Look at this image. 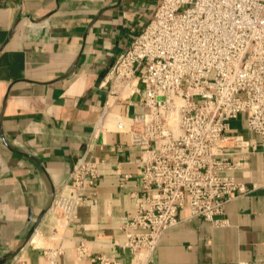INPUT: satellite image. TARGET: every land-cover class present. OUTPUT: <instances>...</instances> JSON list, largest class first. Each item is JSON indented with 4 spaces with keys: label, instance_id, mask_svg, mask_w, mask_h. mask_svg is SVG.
<instances>
[{
    "label": "crops",
    "instance_id": "obj_1",
    "mask_svg": "<svg viewBox=\"0 0 264 264\" xmlns=\"http://www.w3.org/2000/svg\"><path fill=\"white\" fill-rule=\"evenodd\" d=\"M159 1L0 0V264L15 257L45 264L44 250L56 247L62 248L59 264H95L101 256L116 264L137 261L124 247L123 225L142 194L141 150L127 134L100 135L95 154L108 165L96 198L78 208L72 224L59 227L49 208L91 144L112 67ZM132 100L136 105L112 101V112L141 111L140 97ZM245 120H234L229 133L256 137ZM222 175L248 189L226 205L228 226L182 221L142 264H264V153ZM35 228L39 236L29 245ZM81 243L90 257L79 260Z\"/></svg>",
    "mask_w": 264,
    "mask_h": 264
},
{
    "label": "built area",
    "instance_id": "obj_2",
    "mask_svg": "<svg viewBox=\"0 0 264 264\" xmlns=\"http://www.w3.org/2000/svg\"><path fill=\"white\" fill-rule=\"evenodd\" d=\"M136 95L141 111L112 112V101L134 106ZM241 115L256 137L229 133ZM104 131L127 134L130 145L141 150L142 194L123 225L124 247L137 258L135 264H142L182 221L203 218L213 227L228 226L226 205L248 189L222 174L245 167L250 154L264 153V0L156 4L147 25L112 67L91 144L49 208L61 228L96 198L108 162L97 159L94 147ZM39 233L35 228L29 245ZM61 254L60 247L45 249V264H59ZM77 256L90 257L84 243ZM13 264L23 261L15 257ZM95 264L116 263L101 256Z\"/></svg>",
    "mask_w": 264,
    "mask_h": 264
}]
</instances>
